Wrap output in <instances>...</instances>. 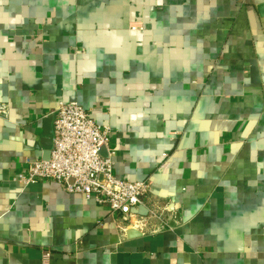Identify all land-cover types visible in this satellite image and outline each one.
I'll list each match as a JSON object with an SVG mask.
<instances>
[{
	"label": "crops",
	"instance_id": "obj_1",
	"mask_svg": "<svg viewBox=\"0 0 264 264\" xmlns=\"http://www.w3.org/2000/svg\"><path fill=\"white\" fill-rule=\"evenodd\" d=\"M261 3L0 0V264H264ZM72 100L111 127L115 175L171 201V228L123 232L82 193L12 180Z\"/></svg>",
	"mask_w": 264,
	"mask_h": 264
},
{
	"label": "built area",
	"instance_id": "obj_2",
	"mask_svg": "<svg viewBox=\"0 0 264 264\" xmlns=\"http://www.w3.org/2000/svg\"><path fill=\"white\" fill-rule=\"evenodd\" d=\"M132 29L143 28L139 22ZM9 107L0 103V115L7 116ZM55 137L49 159L26 157V168L12 180L24 186L42 179L58 182L69 192L82 193L106 205L122 223L121 229L159 232L178 221V212L170 200L156 195L149 180L119 178L114 173L112 129L97 123L90 110L78 101H61L55 110ZM147 209L146 214L136 210ZM47 251L45 260L50 257Z\"/></svg>",
	"mask_w": 264,
	"mask_h": 264
},
{
	"label": "water",
	"instance_id": "obj_3",
	"mask_svg": "<svg viewBox=\"0 0 264 264\" xmlns=\"http://www.w3.org/2000/svg\"><path fill=\"white\" fill-rule=\"evenodd\" d=\"M259 9L262 14H264V3H261L259 6ZM56 118V112L51 113L48 115L44 120V130L43 133L38 141V146H40L43 149V158L49 159L51 154V149L53 147V141L55 137V122ZM128 233H134L137 234L135 228H130L128 230Z\"/></svg>",
	"mask_w": 264,
	"mask_h": 264
}]
</instances>
